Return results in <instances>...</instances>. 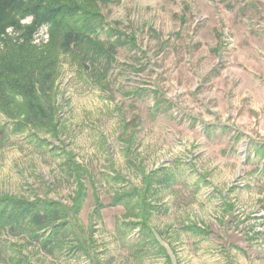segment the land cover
<instances>
[{"label": "rangeland", "instance_id": "obj_1", "mask_svg": "<svg viewBox=\"0 0 264 264\" xmlns=\"http://www.w3.org/2000/svg\"><path fill=\"white\" fill-rule=\"evenodd\" d=\"M72 5L117 43L108 76L60 54L59 136L0 135V193L58 201L69 224L57 240L42 231L45 246L0 231V264H264V0ZM19 17L0 52L53 45L52 23ZM3 125L15 127L0 112Z\"/></svg>", "mask_w": 264, "mask_h": 264}, {"label": "trees", "instance_id": "obj_2", "mask_svg": "<svg viewBox=\"0 0 264 264\" xmlns=\"http://www.w3.org/2000/svg\"><path fill=\"white\" fill-rule=\"evenodd\" d=\"M72 1L30 0V5L23 10L22 7L26 5L23 0H0V31L14 25L18 16L29 13L34 16L35 24L52 23L53 37L54 33L57 34L53 45L46 47L44 52H36L38 49L28 43L11 44L0 52V112L15 123L13 129H9L7 125L0 127V135H3L1 133L7 128V133L1 136L2 139L29 128L43 130L51 133L53 137H58L60 131L64 129L54 119L58 112L54 80L60 74V54H72L82 58L81 63H78L80 69L86 72L94 71V74L96 72L91 77H96L99 84L104 72L105 77L108 76L109 69L106 62L111 64L114 60L117 43L111 41L106 45L103 41L94 38L92 32L89 33L86 29L88 22L86 16L90 13L84 12L76 18ZM32 29L30 27L29 31L31 32ZM257 150L264 155V143L257 145ZM71 165H68V170ZM74 165L75 171L81 166L77 163ZM82 179L81 174L77 175L79 190L74 197L76 201V206L72 208L74 216L86 196ZM150 180H152L151 176L147 181L150 183ZM141 203L147 204L146 201ZM69 211L67 206L55 200L39 198L31 200L0 193V231H8L14 236L26 233L45 246L47 243L41 232L50 229L51 240H57L59 233L69 224ZM145 223L146 221L138 224L143 226L142 230L146 234L155 237Z\"/></svg>", "mask_w": 264, "mask_h": 264}]
</instances>
